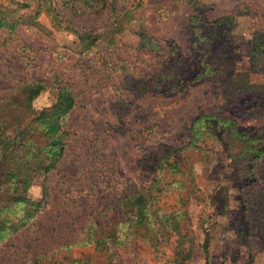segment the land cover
<instances>
[{"label":"rangeland","instance_id":"obj_1","mask_svg":"<svg viewBox=\"0 0 264 264\" xmlns=\"http://www.w3.org/2000/svg\"><path fill=\"white\" fill-rule=\"evenodd\" d=\"M0 24V179L28 173L39 205L0 201L20 223L0 264H46L94 219L106 257L74 246L93 264H264V152L248 150L264 148V0H0ZM58 87L74 106L45 134L33 119ZM137 194L140 231L121 213Z\"/></svg>","mask_w":264,"mask_h":264},{"label":"trees","instance_id":"obj_2","mask_svg":"<svg viewBox=\"0 0 264 264\" xmlns=\"http://www.w3.org/2000/svg\"><path fill=\"white\" fill-rule=\"evenodd\" d=\"M1 25V24H0ZM214 57V56H212ZM213 61V59L211 60ZM215 69L214 65H209V68L207 69V72L209 73ZM218 69L224 70V67L218 66ZM214 72V70H213ZM231 73V72H230ZM229 73V74H230ZM227 76V79L231 81L232 80H238L237 78L241 75H246L247 73H241L240 75L238 73L234 74V77H230L228 72L225 73ZM36 86L33 85L30 86V95L36 94L37 91L42 88V84L38 81H34ZM249 85V84H247ZM55 97L52 101L51 105L48 108H44L42 111L38 112L33 119V126L35 127L36 124H41L43 126V132L45 134H53L55 133L58 128L60 127L59 120L62 116L67 114V112L74 106V97L71 93V91L68 88L65 87H58L55 89ZM215 119L214 115H201V117H197L195 121V126L193 127L195 129H206L204 130L207 134H210L212 131L209 125H213ZM32 130H37L36 128ZM235 134L238 137H243L245 134L243 132H237V130H234ZM218 138L221 142H224L225 140V134L222 131L220 135L213 134V137ZM254 143L253 140L250 141V143ZM47 145H49L50 151L52 154L56 157L63 152V145L59 141V138H54L51 140ZM248 150H251L255 152V156L253 158L259 157L261 153L264 152V148L259 147H252L249 146ZM52 161L47 162L46 164L41 162L37 165L35 169H29V171H37L38 169H43L44 171L49 170V168L52 167ZM14 178V182L10 185L9 181ZM30 175L27 173H22L20 169L15 167L13 171H6L4 172L2 178L0 179V196L6 195L5 198L2 196L0 198V201L4 202H18L23 201L26 204L24 216H28L30 218L31 211L36 212L38 208V204L35 202H31L27 198V187L28 182L30 181ZM6 185V187H4ZM121 201H124L122 199ZM125 202L127 203V207L125 210V204H122V209H124V212L122 210V214H127L128 219L127 223L130 227L134 229H137L140 231V228L142 227L141 221L143 219V212H144V202H146V198L142 194L137 195H127L125 197ZM32 209V210H31ZM31 210V211H30ZM102 214V212H101ZM23 216V219H24ZM20 223L19 221H0V232L4 229H10L11 231L18 229ZM23 225V224H21ZM133 233V232H132ZM111 233L105 230V225L102 222L101 219H94L90 223L86 224V231L84 238L82 237L77 242H68L64 241L61 243V246L59 248H56V250H51V252H48L47 254L43 255L42 262L46 264H93L96 260L92 259L90 254H77L74 255V246H92L93 252L96 254H100L104 257L106 253V243L107 240L111 237ZM114 237L116 238V233H113ZM118 239V237H117ZM89 255V256H88ZM102 258V259H103ZM100 259V258H98ZM48 261V262H46Z\"/></svg>","mask_w":264,"mask_h":264}]
</instances>
